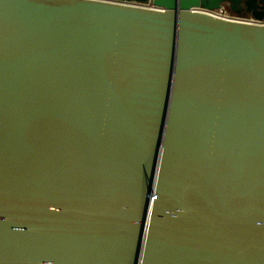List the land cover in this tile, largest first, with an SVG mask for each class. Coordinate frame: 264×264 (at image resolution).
Here are the masks:
<instances>
[{
	"label": "water",
	"instance_id": "95a60500",
	"mask_svg": "<svg viewBox=\"0 0 264 264\" xmlns=\"http://www.w3.org/2000/svg\"><path fill=\"white\" fill-rule=\"evenodd\" d=\"M132 1L0 0V264H264V0Z\"/></svg>",
	"mask_w": 264,
	"mask_h": 264
},
{
	"label": "built area",
	"instance_id": "2783aa9c",
	"mask_svg": "<svg viewBox=\"0 0 264 264\" xmlns=\"http://www.w3.org/2000/svg\"><path fill=\"white\" fill-rule=\"evenodd\" d=\"M103 1H109V2L120 3V4H129V5L152 6L150 2L140 3V2H136L132 0L130 1L103 0ZM205 12H207L208 14L214 17H219V18H223V19H227V20H231L235 22L264 25V15L262 18H256L246 11L237 13V12L232 11L226 6H224V8H215L211 10H205Z\"/></svg>",
	"mask_w": 264,
	"mask_h": 264
}]
</instances>
